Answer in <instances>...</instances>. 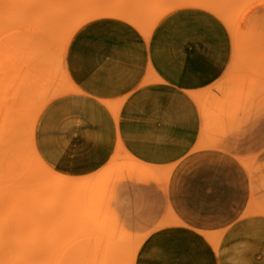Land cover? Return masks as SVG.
I'll use <instances>...</instances> for the list:
<instances>
[{"label":"rangeland","instance_id":"1","mask_svg":"<svg viewBox=\"0 0 264 264\" xmlns=\"http://www.w3.org/2000/svg\"><path fill=\"white\" fill-rule=\"evenodd\" d=\"M182 8L216 15L230 34V65L194 94L202 118L196 151L238 164L210 167L214 182L181 179L202 167L160 169L123 149L85 177L50 167L36 148V126L45 107L72 90L63 53L78 29L117 17L148 34ZM39 57L47 65H35ZM0 126V264H136L152 232L183 222L186 197L203 189L234 195L240 176L252 190L248 209L264 213V0H0ZM157 236L138 264H212L194 238ZM209 237L217 247L218 234Z\"/></svg>","mask_w":264,"mask_h":264},{"label":"crops","instance_id":"2","mask_svg":"<svg viewBox=\"0 0 264 264\" xmlns=\"http://www.w3.org/2000/svg\"><path fill=\"white\" fill-rule=\"evenodd\" d=\"M231 57L227 28L203 9L170 12L148 34L121 18L92 20L69 44L72 90L40 115L38 153L55 171L72 177L96 173L123 149L160 169L202 167L181 179L214 182L210 167L238 163L196 151L202 118L194 94L215 84ZM203 190L204 196L191 195L178 206L185 215L181 224L162 227L143 241L136 264L144 247L158 245L162 232L178 233L182 243L194 238L212 264H264V213L248 209L252 190L246 179L239 177L234 195ZM216 233L217 247L209 237Z\"/></svg>","mask_w":264,"mask_h":264},{"label":"bare ground","instance_id":"3","mask_svg":"<svg viewBox=\"0 0 264 264\" xmlns=\"http://www.w3.org/2000/svg\"><path fill=\"white\" fill-rule=\"evenodd\" d=\"M42 49H43V48H42ZM57 49H58V48H57ZM50 51H51V50H50ZM52 51H53V50H52ZM54 51H55V50H54ZM47 52H49V51L47 50ZM55 52H56V51H55ZM60 52H61V51H58L57 54L60 53ZM53 53H54V52H53ZM61 53H62V52H61ZM54 54H56V53H54ZM51 55H52V54H51ZM61 55H62V54H60L59 56H61ZM66 55H67L66 53H65V54L63 53V57H64V59H65ZM57 57H58V56H57ZM63 57L61 56V57H59V58H63ZM46 58H47V57H46ZM46 58L44 57V58L42 59L41 62H38V60H41V58L39 57L38 59H36V61H35V65H40V64H41V66H43V64H44V66L47 65L48 61H47ZM50 58H51V57H50ZM44 59H45V60H44ZM55 59H56V61H57V63H58L57 58H55ZM53 60H54V59H53ZM53 60H52V61H53ZM65 60H66V59H65ZM65 60H64V61H65ZM44 61H46V63H45ZM64 61H63V62H64ZM36 62H37V63H36ZM63 62L61 63L60 66H58V65L55 66V65H56L55 63H56V62H54V66H55L56 68H58V69H59V68L61 69V68H62L61 66L64 65ZM42 63H43V64H42ZM64 63H65V62H64ZM59 64H60V63H59ZM65 64H66V63H65ZM50 66H51V62H50ZM50 66H49V67H50ZM37 67H38V66H37ZM46 67H47V66H46ZM51 67H52V66H51ZM39 68L41 69V67H39ZM42 69H44V68H42ZM42 69H41V70H42ZM46 69H49V68H46ZM52 70H54V68H52ZM56 70H57V69H55V72H56ZM44 71H45V70H44ZM48 72H49V71H47V73H48ZM47 73H46V74H47ZM50 73H51V74H49V73H48V74H49V75H53L52 71H51ZM42 74H43V73H42ZM0 127H1V126H0ZM3 127H4V125H3ZM6 127H7V126H6ZM6 127H5V129L2 130L3 132H1V134H3V135H2L3 137H4V132H7V130H9V128L11 129L10 126H8V128H6ZM0 138H1V137H0ZM1 139H3V138H1ZM247 141H248V140H247ZM0 143H2V146H3V142L0 141ZM0 149H2V151H3V147L1 148V145H0ZM2 151H0V152H1L0 154H2ZM0 156L2 157L3 155H0ZM0 159H1V158H0ZM0 165H1V164H0ZM0 171H1V170H0ZM0 176H1V175H0ZM0 179H1V178H0ZM0 183H1V181H0ZM134 196H135V195H134ZM0 224H1V223H0ZM0 226L2 227V225H0Z\"/></svg>","mask_w":264,"mask_h":264}]
</instances>
